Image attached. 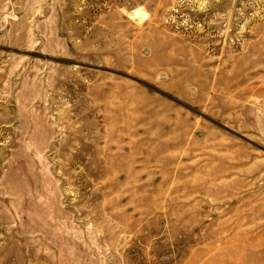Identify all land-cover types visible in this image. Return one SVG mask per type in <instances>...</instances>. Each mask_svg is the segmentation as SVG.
Returning <instances> with one entry per match:
<instances>
[{
	"label": "rangeland",
	"instance_id": "1",
	"mask_svg": "<svg viewBox=\"0 0 264 264\" xmlns=\"http://www.w3.org/2000/svg\"><path fill=\"white\" fill-rule=\"evenodd\" d=\"M0 264H264V0H0Z\"/></svg>",
	"mask_w": 264,
	"mask_h": 264
}]
</instances>
